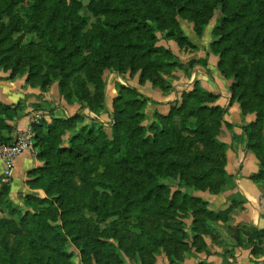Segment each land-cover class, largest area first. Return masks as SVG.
<instances>
[{"label": "trees", "instance_id": "16d2710c", "mask_svg": "<svg viewBox=\"0 0 264 264\" xmlns=\"http://www.w3.org/2000/svg\"><path fill=\"white\" fill-rule=\"evenodd\" d=\"M25 1L0 0V67L11 61V76L23 68L26 82H38L42 91L57 83L67 103L77 96L80 110H106V70L119 74L129 67L158 74L169 68L171 52L158 46L157 33L181 35L178 25L185 20L202 36L214 21L211 52L219 58L223 77L234 80L229 95L238 99L243 114H256L254 125L241 129L248 150L263 166L251 179L264 185L259 130L264 128V0H88L87 6L75 0H32L28 8ZM84 11L96 18L89 29ZM23 35L38 42L21 46ZM213 98L197 88L186 92L178 111L155 116L160 130L156 123L143 125L146 104L154 102L124 87L112 102L109 135L88 131L78 114L32 124L33 148L42 166L27 185L43 198L28 195L20 210H9V219L0 217V264H76L74 251L78 264H123L120 254L140 264H155L163 254L176 264L192 249L201 253L197 233L203 231L202 220L225 221L230 212H213L193 194L197 187L210 191L218 179L227 178L216 138L226 110L205 106ZM21 115L18 108L0 104V146L14 143L6 123ZM172 116L181 117L179 126ZM7 205L9 186L2 185L0 208ZM179 213L191 219L188 230ZM252 233L264 242V230ZM242 235L234 248L264 255V243L262 248L253 241L244 244Z\"/></svg>", "mask_w": 264, "mask_h": 264}, {"label": "rangeland", "instance_id": "374dc122", "mask_svg": "<svg viewBox=\"0 0 264 264\" xmlns=\"http://www.w3.org/2000/svg\"><path fill=\"white\" fill-rule=\"evenodd\" d=\"M31 1L32 0L25 1L23 4L24 7L28 8V5L31 3ZM75 1L82 3L83 6L88 5V0H75ZM81 17L85 21V28L86 29H89L92 24L96 23V18H94L90 13H88L86 11L81 13ZM210 22L208 23V26L206 27V29H204L205 32H203L204 34L202 36L196 35L195 31L198 32V29H196L194 31L193 23L185 21V20L182 23L180 22L182 25L180 23L178 25L179 30H181V32H180L181 35H178V32L176 30L170 31L167 36L165 35V37L162 36L160 33H157L158 46H163L164 48H166V50L171 52V55L167 58V62H166L167 64H169L170 67L163 69V70H159L160 72H158V74L152 73V72L145 73V72H142L141 70H136L135 72H132L129 69V67H125L123 72L119 73V74L116 72H112V71H107V70L104 71L103 79L106 82L104 102L106 105V110L91 111L89 108H85L83 110H80V106H79V104H77L78 101H76L77 96L75 94L72 97V100L75 102L72 104L67 103L66 100L61 95H59L57 83L50 85L47 89H45L43 91L38 88V86H37L38 82H34V83H32V85H30L28 82H26V86H28V88L31 87V88L38 90L41 93L42 98L47 100L46 102H47L48 106H54L59 111H61V114L63 116L62 119L69 118V117H72V116L78 114L84 119L82 126H86L88 131L91 130L93 134L105 133V134L109 135L110 134V125H111L110 114L112 112V102L117 98V96L119 95V90L122 87L133 88L136 91H138L141 95L146 97L143 93H141L142 91H140V88L149 86L151 89L159 90L162 93H166V92H170V90L172 89V83L173 82H179L180 79L188 77L187 78L188 82L193 85L192 90L197 88V89H200L201 91H203L205 94H210L212 96L217 97L215 94H212V93H210V92H208L202 88L201 79H200V76H202V74L198 73V71L202 70V71H204L203 73H205L207 75L208 73L210 74L212 72L211 69H213V72L216 73V76H218V78H220L223 82H225L228 85V88L230 89L231 85L234 83V80L233 79H226L223 77L224 75H222L220 70L218 69L219 58L214 53L211 52V47H210L211 45L210 44L213 42V38H211L210 32H211V29L213 28V26L215 25V22L214 21H210ZM183 25L185 26V28H187V30L184 29ZM175 29H177V28H175ZM18 36L19 35L15 36V37L17 38ZM204 37H206L205 42H209V43L203 42ZM180 38L185 41V43H183L184 45H182V46L179 45ZM30 41H35L36 43L38 42L36 38H33L29 35H23L22 40H21V46H22V44H26ZM209 55L216 59V67L215 68H212L211 66L208 65L207 59H208ZM15 60H16V58L13 57V61H15ZM23 61H24V58H23ZM204 62H205V64H204ZM5 66H6L5 68H4V66L0 67V72H4L8 76L4 79L1 78V80L14 83L16 80H20L23 78L26 79V75H23L24 73H22V71L24 70L23 68L17 69V72H15L13 76H11L12 62L9 61L7 63V65H5ZM35 84H36V86H35ZM167 86H169L171 88L168 89L167 91L162 90L163 88H165ZM70 88H72L71 84L69 85V87L66 91L70 90ZM186 92L182 93L181 99L179 102L177 101L178 103L176 105L169 107V111H167V113H163V114L159 113V110L156 108H153L151 103L148 102L146 104V108L144 111L146 114L147 120H146V122L143 123V125L149 126V125L156 123L155 125H157L158 129L160 130L161 129V123L158 119L156 121L155 116L168 117L172 111H174V110L178 111L181 108L182 97L184 94H186ZM148 100H150V99H148ZM217 100H218V97L213 98L212 102H210V103L207 102L205 104V106H208V108H210L216 104ZM41 102L42 101L40 100V103ZM229 103L235 104L237 106V110H238L237 118L234 116L236 113L231 114L228 116V119H229L228 122L229 123H227V122H225V115H224V117H222V119L220 120V126L217 127L218 130L216 133V138H217L218 142L220 143V145H222L221 150H219L217 154H219V160L225 164V167H226V164H228V153H229V147L228 146H230L232 144V141H234V140L236 141V137H233V135H232L230 141L225 143L224 139L226 138V132L229 133L231 131L230 130L231 127H237L239 129H241L243 127H248V126L251 127L256 122V114L255 113L248 112V113L243 114L242 108H241V105H240V102L238 101V99L232 101V99L230 97ZM20 105L21 104L19 102L14 107L18 108V112L22 114V109L20 108ZM17 106H19V107H17ZM149 109L151 111H149ZM33 112H34L33 113L34 115L32 114L33 116L31 117V120L34 116L40 115L41 119H42L44 116L49 115V111L43 110L41 108L35 109V111H33ZM70 112L75 113V114L67 117L66 114L69 115V114H71ZM174 113L175 112H172V114H174ZM172 117H173L175 124L179 126L181 117L180 116H178V117L172 116ZM248 117L251 119H249ZM226 118H227V116H226ZM40 122H43V120H41ZM80 126H81V124H79L77 126V129L80 128ZM257 129H256V131H258ZM259 130H260L261 136L264 137V128H260ZM16 133L14 134V137L16 136ZM242 133L244 134L245 141H246V135H245L243 130H242ZM147 136L145 138L147 143L152 142V139H153L152 134L148 133ZM256 141L261 142V144L263 145V139L261 140V139L257 138ZM246 146H247V141H246ZM197 148L201 152H203V147L201 144H197ZM209 152L213 153V150L210 148ZM247 152L250 153L254 157V159L256 160L257 172L254 173L253 175L249 176V178L251 179L253 176H257L259 174L260 170L263 169V168H261L263 166L260 164V161L258 160V158L255 157V155L251 151H249L248 148H247ZM232 161H233V159H232ZM262 163L264 164V157H263ZM175 171H176V169H175ZM225 172H226V169H225ZM184 175L187 176L186 173H184ZM173 176H175V175H173ZM226 176H227V178H224V180L218 179L219 181L217 182L216 185H214L212 190L209 191L208 189H205L204 187H197V188H199V191L193 193L194 195L199 196V197L201 196L202 193H208V194L213 195V196H219V199H221V201L226 200V202L228 204L227 207L220 212H225L228 209L230 210L229 215H228V219H226L225 221L223 219H221L217 222H212L208 219H204L200 223V228L203 231L200 234L197 233V235H199V241H200L197 244H198V246L202 247L201 253H204V254L207 253V254L211 255L210 248H213V247H219L220 248L221 244L223 243L222 237H221L222 234H220V228H223V230L227 233V235H228L227 237L229 238V240H232V242L234 244H236L235 241H237L238 239L240 240V232L243 234L242 240L244 241V244H246V242L250 243L251 241H253L252 244H255L257 248L258 247L262 248V244L264 243V242L262 243V240L259 241V240L254 239V236H252L253 228H250L249 226H241L240 227V225H237V226L233 225L234 223H233L232 215L235 213L236 210H240V208L242 206L240 205V202L236 201L235 198L231 197L230 191H231V189H233L232 188L233 185L231 183H229V180H228L229 178H228L227 172H226ZM183 177L184 176H182V178ZM163 183L169 184V180L163 181ZM260 185L262 188V199L264 201V185H262L261 183H260ZM175 190H177V188L173 189L172 191H175ZM183 192H185V191H183ZM42 198H43V196H42ZM23 199H24V197L22 198L21 203L18 205H14L9 200L11 206L7 205V207H5V208L1 207L0 208V217H5V218L9 219L10 218V216L8 215L9 210L11 208L20 210L22 207L21 204H23ZM179 215L182 217V221H183V224H181L182 228H185V230H188L189 226L191 224V219L183 217L184 215L181 213H179ZM219 223H221V224H219ZM260 231H262V230H260ZM250 237H252V238H250ZM234 249H231V248L229 249L228 247H225L224 250H221V252H223L221 254L223 261L225 260L224 257L226 256V257H228V261L230 262V264H231V262H233L232 259H230V258H232V256L234 257ZM244 249H249L250 254H251L250 248H244ZM74 252H76V254H75L76 256H75L74 260H75L76 264H78V251H74ZM192 252L197 253L194 251V249L191 250L190 254ZM187 254H189V253H184L183 255H180V257L177 258V260H175V263L181 264L184 261V258L186 257ZM120 257H121L120 259L123 262V264H140L139 260H137L134 257H131L130 255H129V257H127L123 254H120ZM251 257H252L251 261L253 264H259V262H257V261H259V259L263 258L264 255L254 256L251 254ZM169 262L170 261H168V264H170ZM155 264H156V261H155Z\"/></svg>", "mask_w": 264, "mask_h": 264}, {"label": "crops", "instance_id": "0c3cea01", "mask_svg": "<svg viewBox=\"0 0 264 264\" xmlns=\"http://www.w3.org/2000/svg\"><path fill=\"white\" fill-rule=\"evenodd\" d=\"M183 27L187 30L184 25ZM203 42L209 43L205 42V37ZM207 62L212 68L216 67V59L214 57L209 55ZM211 71L212 72L207 75L203 73L204 71L202 70L198 71V73L202 74V76H200L201 86L206 91L215 94L218 97L216 105L226 110L225 122L229 123V115L236 113L234 116L237 118V106L229 103L230 95L228 85L216 76L213 69H211ZM7 76L6 73L0 72V104L11 106L13 108L20 102V108L22 109L21 117L14 121L9 120L6 123L13 129L11 137H13L16 132H27L35 109L41 108L49 111V115L42 118L43 122L47 124H50L52 119H62L63 116L61 111L54 106H48L46 102L47 100L42 98V95L38 90L31 87L28 88V86H26L25 78L16 80L14 83L1 80V78L4 79ZM187 78L180 79L179 82H173L170 92L162 93L159 90L151 89L149 86L140 88V91H142L141 93H143L148 99L154 102V104L151 105L153 108L158 109L159 113H167L169 107L176 105L180 101L183 92H188L193 89V85L188 82ZM40 100L42 101L41 103ZM149 111L151 110L149 109ZM73 114L75 113L66 115L69 117ZM230 130L229 133L226 132V138L224 139L225 143L230 141L232 135L233 137H236V141H232V144L228 146V164H226L225 169L228 174L229 183L233 185V189L230 191L231 197L240 202V205L242 206L240 210H236L232 215L233 225H240V227L249 226L253 229L264 230V201L262 199V188L260 184L253 182L249 178L250 175L257 172L256 160L247 152L245 136L242 133V130L237 127H231ZM5 136L10 137V134L5 133ZM41 166L42 163L37 158V153L34 149L25 150L16 158L14 162V174L11 182L8 184L9 200L14 205L20 204L22 198L28 195L43 196L41 191H33L27 185V181L30 180V174ZM2 170L3 165L0 159V176ZM1 188L2 184L0 182V191ZM200 198L208 203L209 209L213 212L222 211L228 205L226 200L221 201L219 196H213L208 193H202ZM220 234H222L221 237L223 243L220 248H210L211 255L192 252L191 254L189 253L186 255L181 264H223V259L221 257L223 252H221V250H224L225 247L233 249L234 243L232 240H229L227 237L228 235L223 228H220ZM234 257L235 260L231 262V264H253L249 249L235 248ZM263 261L264 257L257 262H259V264H264ZM156 264H168V260L162 254L156 257Z\"/></svg>", "mask_w": 264, "mask_h": 264}, {"label": "built area", "instance_id": "2783aa9c", "mask_svg": "<svg viewBox=\"0 0 264 264\" xmlns=\"http://www.w3.org/2000/svg\"><path fill=\"white\" fill-rule=\"evenodd\" d=\"M41 120L40 115L34 116L27 132H17L14 137V143L11 145L0 146V159L3 165V170L0 176V182L2 185H8L11 182L14 174V162L16 158L25 150H33L34 140L31 125L38 124Z\"/></svg>", "mask_w": 264, "mask_h": 264}]
</instances>
